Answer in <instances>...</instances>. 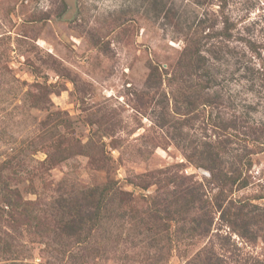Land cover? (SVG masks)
<instances>
[{
  "label": "rangeland",
  "instance_id": "374dc122",
  "mask_svg": "<svg viewBox=\"0 0 264 264\" xmlns=\"http://www.w3.org/2000/svg\"><path fill=\"white\" fill-rule=\"evenodd\" d=\"M75 6L0 0V264H264V0Z\"/></svg>",
  "mask_w": 264,
  "mask_h": 264
},
{
  "label": "trees",
  "instance_id": "16d2710c",
  "mask_svg": "<svg viewBox=\"0 0 264 264\" xmlns=\"http://www.w3.org/2000/svg\"><path fill=\"white\" fill-rule=\"evenodd\" d=\"M169 15V13H167ZM202 26V21H198L196 28H199ZM226 32V31H224ZM197 34V31H194L192 34L190 32H187L185 34V37L183 39L184 47L182 49L181 55L176 63V71L175 74L178 73V69L182 68V72H184V75H191L196 76L198 72L203 68L204 63L206 61L203 52H202V45L200 40L194 38V35ZM155 73H157L155 71ZM206 89H209L208 83L205 87ZM211 98L206 97L204 99V103L209 105L212 100ZM238 121L235 120L233 122H223L219 124L218 128L223 132V135H225L229 130L233 132H239L241 136H245L247 138H250L253 141L258 140H264V126L257 127L258 124L254 123V120H248L245 118L244 114L238 116ZM239 122V124L237 123ZM222 139L221 142L218 144L217 150L219 152H216L215 149L211 144H206L202 155L203 159L205 161L206 168L208 169L211 178L213 181H217L223 184H227L228 186L232 185L235 180L231 179L230 177H227L228 175L235 173V168H230V170H227L226 172H223L222 170L218 168H214V165L212 164L215 160L219 161V159H222L224 155H226V147L229 142H227V138ZM251 153H246L247 156H249ZM230 173V174H229ZM245 186V183H243ZM99 205L93 204L92 212L87 211L86 214L83 213L82 209H79V211L74 215V223L76 224H82L83 221H96L99 219ZM92 213V218H89L88 214Z\"/></svg>",
  "mask_w": 264,
  "mask_h": 264
},
{
  "label": "water",
  "instance_id": "95a60500",
  "mask_svg": "<svg viewBox=\"0 0 264 264\" xmlns=\"http://www.w3.org/2000/svg\"><path fill=\"white\" fill-rule=\"evenodd\" d=\"M69 7L66 18H70L76 11L75 0H63Z\"/></svg>",
  "mask_w": 264,
  "mask_h": 264
}]
</instances>
